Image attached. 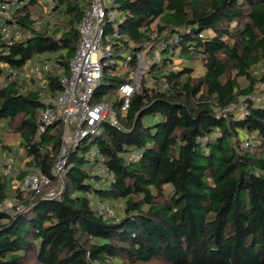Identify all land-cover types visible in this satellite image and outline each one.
Segmentation results:
<instances>
[{"label":"trees","instance_id":"1","mask_svg":"<svg viewBox=\"0 0 264 264\" xmlns=\"http://www.w3.org/2000/svg\"><path fill=\"white\" fill-rule=\"evenodd\" d=\"M112 1L123 52L165 44L160 65L147 72L151 81L142 78L126 112L116 92L127 75L117 72L118 64L95 93L94 101L111 102L123 128L103 124L93 140L114 182L88 199L87 179L98 162L78 155L84 141L68 154L60 201L12 193L0 176V208L14 199L8 212L0 210V264H264V101L247 100L244 116L216 112L264 83V72L252 76L264 64V0ZM91 2L53 0L52 19L11 46L0 32V145L17 137L26 166L43 173L57 158L62 126L54 123L35 139L42 92L11 71L34 57L67 68ZM14 3L22 28L33 8L43 11L40 0ZM174 57L199 62L203 74L174 70ZM135 65L133 58L130 68ZM60 92L51 78L44 95ZM132 155L139 156L134 163ZM96 201L114 217L99 214Z\"/></svg>","mask_w":264,"mask_h":264},{"label":"built area","instance_id":"2","mask_svg":"<svg viewBox=\"0 0 264 264\" xmlns=\"http://www.w3.org/2000/svg\"><path fill=\"white\" fill-rule=\"evenodd\" d=\"M40 1L42 14L33 15L28 28H22L18 23L22 14L17 13L12 7V0H0V19L3 21L0 32L3 42L11 46L52 19L53 0ZM156 36L153 34L151 38L154 39ZM123 41L125 39L119 33V14L113 8V1L92 0L81 19L78 44L67 68L59 60L50 59L11 71V77H21L27 82H33L42 92L41 101L45 108L39 116L35 139L41 138L47 128L54 123L62 126L60 148L49 172L43 173L36 167H27L22 171V179L18 187L23 196L34 195L45 200L60 201L68 154L72 147H76L82 141L97 138L103 124L117 131L123 130L111 102L94 101L95 93L102 86L104 73L117 64L115 59L123 62L125 70L130 69L125 81L118 86L116 92L120 99V111L124 113L129 108L130 98L141 91L142 75L146 67L160 65L159 52L165 47V44H160L155 49H149L150 43H146L142 50L132 55L128 51L121 50ZM145 49H149L147 55ZM118 56L121 58H117ZM133 58L136 65L130 68ZM51 78H55L61 87V92L54 98L44 95L49 88ZM148 78L151 81V75L148 74ZM163 87L165 88L166 85ZM259 89L264 90V83L259 85ZM247 100L253 104H261L264 101L260 96H246L236 105L217 110V115L244 116L247 114ZM250 145V141L242 143L244 149L248 148L252 151ZM138 158V155H132L128 161L134 163ZM89 159L98 162L94 172L87 179L90 186L87 197L90 201H94L95 192L113 183L114 179L109 168L102 163L103 158L98 150H94L89 155ZM0 176L8 183H13L17 177L15 159L9 153L0 157ZM12 201L14 199H6L0 210L8 212L12 208ZM94 208L106 219L114 217L113 210L105 203L96 201ZM15 209L20 211L23 206L18 204Z\"/></svg>","mask_w":264,"mask_h":264},{"label":"rangeland","instance_id":"3","mask_svg":"<svg viewBox=\"0 0 264 264\" xmlns=\"http://www.w3.org/2000/svg\"><path fill=\"white\" fill-rule=\"evenodd\" d=\"M14 1L15 0H12V7L14 8ZM32 12L36 13V15H41L42 12H41V8H39L38 6L33 8L32 9ZM148 50L149 49H145V55L148 54ZM161 57L163 56V54H160ZM44 58H36L34 57V59L32 61H30L27 65H34L36 63H38V60H42ZM72 59V58H71ZM116 62H117V72H120L122 73V71L125 69L124 66L122 65L123 62H121L120 59H115ZM40 62V61H39ZM184 67H190L192 70H193V76L195 77H198V76H201L203 74V68L201 66V64L199 62H194V63H189V62H185L183 60H180L176 57L173 58V69L174 70H179V69H182ZM150 68H147L145 69V73L142 75V78L145 77ZM126 71V75L130 72V69H127L125 70ZM264 72V64H261L259 66H257L256 68H254L252 70V76H254L256 79H259L262 75V73ZM20 80H23V78H19ZM29 84V83H27ZM102 84L103 85H108L109 83L106 81V80H103L102 81ZM240 86H245L247 83H245L244 81L240 82L239 83ZM30 85V84H29ZM255 93L252 95V96H260L264 99V90H260L259 89V86H255ZM115 99V98H113ZM104 101H107V100H101L99 102H104ZM2 140V146L0 145V157L4 154H11L14 159H15V166H16V174H17V177H15L14 179V182H10L9 183V186H10V189L13 192H15L16 190L17 191H20V188L18 187L19 186V182L21 181L22 179V171L27 168L26 166V162H27V159L24 158L23 156V153H22V150L20 149V146H19V141H18V138L17 137H12V136H8L6 137L5 139H1ZM94 139H89L87 140L86 142L83 143V146L84 148H86V151H83V150H79L78 152V155L79 156H84L85 159H89V155L94 151L96 150V143L93 142ZM21 192V191H20ZM24 195H26V193H23ZM9 200L12 199V196L11 197H8Z\"/></svg>","mask_w":264,"mask_h":264},{"label":"crops","instance_id":"4","mask_svg":"<svg viewBox=\"0 0 264 264\" xmlns=\"http://www.w3.org/2000/svg\"><path fill=\"white\" fill-rule=\"evenodd\" d=\"M15 4V3H14Z\"/></svg>","mask_w":264,"mask_h":264}]
</instances>
